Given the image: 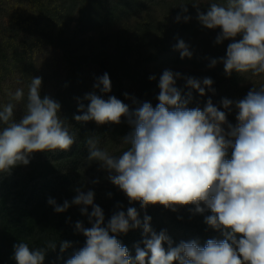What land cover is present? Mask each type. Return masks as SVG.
<instances>
[{
  "label": "clouds",
  "instance_id": "clouds-1",
  "mask_svg": "<svg viewBox=\"0 0 264 264\" xmlns=\"http://www.w3.org/2000/svg\"><path fill=\"white\" fill-rule=\"evenodd\" d=\"M194 6L201 25L220 30L215 44L232 41L226 56L219 61L212 59L209 67L223 63L227 76L234 71L264 74V0L211 3L206 13ZM176 19L179 22L181 17L178 15ZM190 19L187 15L183 17L184 22ZM174 49L182 59L192 57L183 40H178ZM178 78H181L178 72L163 71L158 85L159 103L155 107L143 102L130 109L115 96L104 99L102 95L88 93L83 98L89 101L86 111L84 104L79 103L83 114L75 115L74 119L103 125L120 124L126 118L132 128L122 138L127 149L113 156L97 147V138L89 137L87 160L99 162L108 171L107 179L126 195L130 204L138 201L141 208L159 204L173 211L178 206L191 205L194 214L210 210L211 215L205 216L204 222L225 238L209 239L203 247L195 240L181 241L173 247L166 231H154L148 215L141 221L135 207H128L127 212L117 210L105 225L104 212L94 203L95 193L77 188L71 202L58 204L55 199L48 200L57 213L72 205L80 206L81 214L91 224L85 228L82 222H76L75 229L86 237V243L66 264H264V87L251 89L243 99H222L225 110L230 112L233 107L237 110V123L233 125L228 122L226 112L214 106L211 99L203 110L189 108L191 93L187 99L182 97L175 86ZM184 79L186 86L201 96L206 88L214 92L211 78ZM41 84L42 78L31 79L24 115L18 122L14 119V103L0 107V173L27 165L35 152L66 151L75 142L58 115L61 105L48 96L41 98ZM111 87L107 73L94 84L101 94L110 93ZM10 97L19 103L24 100V90L18 88ZM133 103L138 102L133 99ZM140 227L144 247L136 245L133 259L113 234H126ZM70 246L68 241L60 242V251ZM55 248V242H48L47 249ZM47 249L33 250L20 242L14 245L13 259L16 264H44Z\"/></svg>",
  "mask_w": 264,
  "mask_h": 264
},
{
  "label": "trees",
  "instance_id": "trees-1",
  "mask_svg": "<svg viewBox=\"0 0 264 264\" xmlns=\"http://www.w3.org/2000/svg\"><path fill=\"white\" fill-rule=\"evenodd\" d=\"M211 3L225 5L226 0H0V103L21 106L16 118L19 121L24 115L28 85L32 78L40 77L41 98L48 96L61 105L60 118L75 138L63 155L56 150L35 152L27 165L0 173V264H16L14 245L20 242L33 250L47 249L48 242H55V250L47 249L44 264H66L86 243V237L75 229L76 222H82L85 228L91 224L81 214L80 206L72 205L57 213L48 200L55 199L58 204L71 202L77 188L95 193L94 203L102 208L105 225L117 210L127 212L128 207H135L141 221L148 215L154 231H166L173 247L193 240L203 247L209 239L225 238L204 222L205 216L211 215L210 210L194 214L191 205L173 211L159 204L147 208H141L138 201L130 204L126 195L107 179L108 171L99 162L87 160L89 137L97 138V147L113 156L127 149L124 144L120 150L108 148L112 142L121 144L122 138L132 131L126 118L116 125L74 119L83 114L79 103L84 104L86 111L89 101L83 98L88 93L104 99L115 96L130 109L140 106L133 99L138 102L148 98L155 107L159 103L160 76L164 70H171L181 74L176 87L180 90L182 86L191 94L194 93L184 77L211 78L217 89L216 96L210 95L211 101L212 96L216 98L213 105L225 111L228 122L235 125L237 110H225L222 99L235 101L253 88L259 90L264 87V74L234 71L227 76L223 63L209 67L212 59L219 61L226 56L232 42L215 44L220 30L207 29L197 20L194 4L206 13ZM185 15L191 17L188 22L183 20ZM178 40L189 46L191 58L182 59L174 49ZM163 57L166 59L161 60ZM104 73L109 75L112 86L107 94L94 88ZM150 76L155 79L150 80ZM20 87L25 97L17 103L11 100L10 93ZM195 99V94L191 95L190 103ZM195 107L204 109L202 103ZM231 151L228 150L229 159ZM91 210L89 206L88 211ZM113 235L133 259L136 245L144 247L142 227ZM62 241L71 245L64 252L60 251Z\"/></svg>",
  "mask_w": 264,
  "mask_h": 264
},
{
  "label": "rangeland",
  "instance_id": "rangeland-1",
  "mask_svg": "<svg viewBox=\"0 0 264 264\" xmlns=\"http://www.w3.org/2000/svg\"><path fill=\"white\" fill-rule=\"evenodd\" d=\"M164 59H166L165 57H163V58H161V60H164ZM167 67V66H166ZM156 71V70H155ZM176 86V85H175ZM21 88V87H20ZM180 92H181V95H182V97L183 98H185V99H187L188 98V93L187 92H185L186 90H184L183 91V88H182V86H180ZM212 89H214V92L212 91V90H209V89H205V95H203V96H201L196 90H193V89H191V88H189V90H192L193 91V93L195 94V100H193L190 104H189V106H191V107H193V108H195V104H197V103H202L203 104V106L205 107L206 106V104H207V101L209 100V99H211L210 98V95L211 94H213L214 93V95L216 96V91H217V89H216V87H214L213 85H212ZM194 94H191L192 96H194ZM216 98L215 97H213L212 96V101L213 100H215ZM143 102H149V99L148 98H146V100H140V101H138V103L137 104H142ZM1 105H0V107H2L3 105H6V104H2V103H0ZM23 107V106H22ZM21 111H22V108H21V106H19V105H17L16 106V108H15V111H14V119L16 120V118H17V114H19V113H21ZM58 115L62 118V113L59 111V113H58ZM17 122H18V120H16ZM116 125V124H115ZM121 144H118V143H114L113 144V142L111 143V144H109L108 145V148H109V150H112V149H114V150H120V148H122L123 147V143H122V140H121V142H120ZM107 148V149H108ZM56 151H58V153H60L61 155H63L64 154V150H59V149H57ZM67 151V150H66ZM178 210H183V209H181V208H179V206H178V208H177Z\"/></svg>",
  "mask_w": 264,
  "mask_h": 264
}]
</instances>
